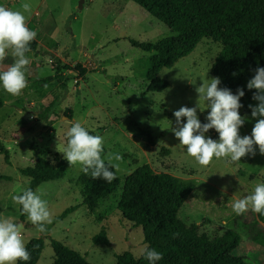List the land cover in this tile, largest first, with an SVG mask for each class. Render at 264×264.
Masks as SVG:
<instances>
[{
    "label": "rangeland",
    "instance_id": "1",
    "mask_svg": "<svg viewBox=\"0 0 264 264\" xmlns=\"http://www.w3.org/2000/svg\"><path fill=\"white\" fill-rule=\"evenodd\" d=\"M81 1L0 0V5L22 12L24 3L32 5L31 12L24 15L39 41L38 50L27 55V86L21 93L13 96L0 84L6 100L0 110V140L10 151L9 162L0 154V218H11L21 226L25 245L34 237L45 238L37 264H54L53 239L80 251L94 264H116L117 254L125 251L137 258L142 255L147 247L142 226H134L118 209L122 186L89 214L79 183L80 164L68 163L66 177L44 182L35 192L47 202L52 221L66 208L79 205L75 212L51 228L46 224L45 232L28 216L27 225L20 221V204L13 197L29 184L21 168L34 166L39 155L65 159L67 133L78 122L90 135L103 138L105 161L109 154L122 157L113 160L122 180L148 163L157 171L193 181L196 189L181 208L180 219L188 225L198 224L210 238L228 230L239 233L238 252L264 264V245L256 241L264 236V223L250 208L237 215L232 207L264 183V155L258 146H254L255 156L242 157L239 162L213 157L203 167L187 154L172 131L176 127L173 113L182 106L198 105L202 111L197 108V116L207 123L210 109L196 89L216 77L211 68L221 44L203 39L190 55L162 69L159 77L170 87L151 92L141 64V58L150 53L133 46L130 39L156 42L170 36L171 29L131 0ZM13 63L9 51L0 61V72ZM66 65L72 68H64ZM239 112L248 117L240 135L250 136L258 118ZM182 120L186 122V118ZM205 135L214 137L211 132ZM102 228H106L109 242L96 244L93 238Z\"/></svg>",
    "mask_w": 264,
    "mask_h": 264
},
{
    "label": "trees",
    "instance_id": "2",
    "mask_svg": "<svg viewBox=\"0 0 264 264\" xmlns=\"http://www.w3.org/2000/svg\"><path fill=\"white\" fill-rule=\"evenodd\" d=\"M131 1L172 31L170 36L156 42L130 39L133 46L150 53L141 58L149 81L148 91L163 92L168 89L170 83L159 77L162 69L174 66L180 59L194 52L203 39L208 38L221 44L211 73L220 78L221 88H229L233 94L242 88L245 95L241 98L243 107L240 110L251 113L248 106L258 102L252 99L256 90H249L247 83L254 77L257 67H264V0ZM38 44L35 38L27 54L36 52ZM64 68L72 67L66 65ZM49 80L51 78L46 79ZM5 105L6 100L0 92V110ZM201 123L206 122L201 120ZM209 132L214 133V140H218V133L214 129ZM2 153L9 162L10 151L0 140ZM104 153L103 150V159ZM110 170L115 173V179L110 183L103 178H92L91 172H81L79 183L82 186L83 203L93 215L102 199L116 193L122 186L118 209L134 226H142L147 247L163 254V259L157 264H256L248 254L238 252L242 241L239 233L228 230L210 238L201 232L198 224L188 225L180 219L181 208L196 189L193 181L182 180L167 171H157L148 163L138 166L124 180L118 176L116 168ZM21 173L29 179L25 190L31 189L35 193L42 183L66 177L68 162L58 155L52 160L39 155L35 165L22 167ZM77 208L79 205L66 208L53 219L49 228ZM258 218L264 223V215L258 214ZM20 221L27 225V214L22 211V205ZM93 240L96 244H107L109 237L106 228H102ZM256 241L264 245V236L257 237ZM45 244L44 237L30 239L25 245L30 259L17 261V264H37ZM52 246L55 252L54 264H94L83 253L57 239L52 240ZM116 257V264H149L143 254L137 258L130 251L117 254Z\"/></svg>",
    "mask_w": 264,
    "mask_h": 264
},
{
    "label": "clouds",
    "instance_id": "3",
    "mask_svg": "<svg viewBox=\"0 0 264 264\" xmlns=\"http://www.w3.org/2000/svg\"><path fill=\"white\" fill-rule=\"evenodd\" d=\"M32 5L24 3L22 11L11 10L0 5V61L11 53L14 63L7 70L0 72V84L4 90L17 96L27 86L26 68L30 61L27 53L30 43L37 33L27 27L24 13L31 12ZM255 75L247 83L249 90L255 89L252 99L258 103L249 105L252 118H258L252 128L251 135L241 137L240 128L248 119L242 117L239 109L243 107L241 98L245 92L238 88L236 93L229 88H219V77L211 78L209 84L202 83L196 89L199 98L207 102L210 109L206 120L201 123L197 116V108L182 106L174 111L176 127L172 129L179 144L186 147L187 154L196 162L207 167L213 157L216 159H230V162H239L242 157L256 155L254 146H258L259 153L264 155V67H257ZM200 109V108H199ZM201 110V109H200ZM202 111V110H201ZM182 118H186L183 122ZM211 129L218 133V140L206 137ZM69 140L64 151V158L69 165L80 164L85 174L91 172L92 178H103L109 183L115 179L111 168H118L113 160L119 161V154H109L107 164L102 158L103 138L99 135H90L80 124L74 123L67 133ZM14 201L22 205V211L27 214L33 225L38 226L40 232L46 231V224L52 223V217L47 202L40 195L27 189L22 195L13 197ZM233 211L243 214L251 209L254 213L264 215V183L256 185L254 192L232 205ZM144 257L149 264H157L163 259V254L154 248L145 247ZM30 253L25 247L21 234V226L11 218H0V264H17V261H28Z\"/></svg>",
    "mask_w": 264,
    "mask_h": 264
},
{
    "label": "crops",
    "instance_id": "4",
    "mask_svg": "<svg viewBox=\"0 0 264 264\" xmlns=\"http://www.w3.org/2000/svg\"><path fill=\"white\" fill-rule=\"evenodd\" d=\"M36 26H37V23H36ZM27 27H32L30 24H27ZM37 39V38H36ZM38 43H39V41H38ZM38 47H39V44H38ZM31 53H35V52H31ZM30 54V53H29ZM28 55V54H27ZM82 71V70H81ZM4 108V107H3ZM37 158H38V156H37ZM60 180V179H59ZM40 187V186H39ZM38 189V188H37ZM36 189V190H37ZM105 200V199H104ZM103 202V200L100 202V205H101V203ZM90 214V213H89Z\"/></svg>",
    "mask_w": 264,
    "mask_h": 264
},
{
    "label": "water",
    "instance_id": "5",
    "mask_svg": "<svg viewBox=\"0 0 264 264\" xmlns=\"http://www.w3.org/2000/svg\"><path fill=\"white\" fill-rule=\"evenodd\" d=\"M83 1H84V0H82L81 2H83ZM81 6H83L82 3H81Z\"/></svg>",
    "mask_w": 264,
    "mask_h": 264
}]
</instances>
